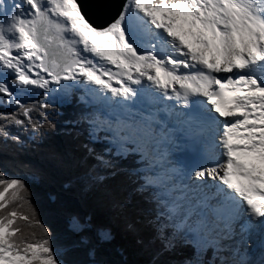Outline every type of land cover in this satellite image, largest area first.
<instances>
[{"label": "snow or ice", "instance_id": "6c2138e0", "mask_svg": "<svg viewBox=\"0 0 264 264\" xmlns=\"http://www.w3.org/2000/svg\"><path fill=\"white\" fill-rule=\"evenodd\" d=\"M0 264H264V0H0Z\"/></svg>", "mask_w": 264, "mask_h": 264}, {"label": "trees", "instance_id": "16d2710c", "mask_svg": "<svg viewBox=\"0 0 264 264\" xmlns=\"http://www.w3.org/2000/svg\"><path fill=\"white\" fill-rule=\"evenodd\" d=\"M62 111L67 112V109L62 108ZM33 203L37 207V212L39 215V218L42 223H44L46 226H51L53 223L51 213L49 211L48 207V200L45 193L41 192L39 195H37L35 192L33 193Z\"/></svg>", "mask_w": 264, "mask_h": 264}]
</instances>
